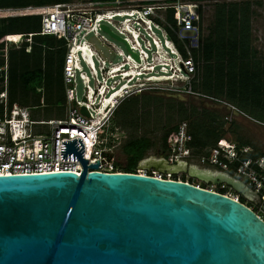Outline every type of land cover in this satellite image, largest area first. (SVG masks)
Segmentation results:
<instances>
[{
  "label": "water",
  "instance_id": "obj_1",
  "mask_svg": "<svg viewBox=\"0 0 264 264\" xmlns=\"http://www.w3.org/2000/svg\"><path fill=\"white\" fill-rule=\"evenodd\" d=\"M101 28L140 60L123 37ZM78 156L80 175H0V264H264V218L240 200L183 180L89 171ZM138 167L259 197L229 173L165 156Z\"/></svg>",
  "mask_w": 264,
  "mask_h": 264
},
{
  "label": "built area",
  "instance_id": "obj_2",
  "mask_svg": "<svg viewBox=\"0 0 264 264\" xmlns=\"http://www.w3.org/2000/svg\"><path fill=\"white\" fill-rule=\"evenodd\" d=\"M129 1L131 0H86L79 6L69 1L49 5L0 7V19L41 15L39 32L7 33L0 44V175L65 171L80 175L84 166L79 153L87 160L89 171H119L116 152L123 143L124 131L115 121V113L125 99L154 84L149 81L152 76H144L155 64L152 54L158 51L156 40L152 38V43L146 37L151 36L152 32L149 31V23L162 26L176 47L174 38L182 44L188 52L187 57L181 55L183 65L192 64V49H199L203 42L201 21L205 0H161L166 2L163 6L156 4L158 0H143L144 3L140 6H122V3ZM169 8L175 10V24L168 21L167 16L164 19L163 15V18L156 15L158 9L164 11V14ZM150 11L153 13L151 16L148 15ZM123 12L126 14H121ZM103 23L123 37L131 51L139 55L140 60L137 61L127 49L128 52H124L119 48H115V52L122 56L121 61L106 60L87 38L94 33L107 42V37L101 33ZM127 30L131 33L135 31L137 35H132ZM35 34L60 35L66 40L67 52L63 65L65 101L58 104L65 109L62 117H38L37 110L48 107L44 84L36 86V92L40 94V102L37 104H23L11 99L10 50L24 46L31 50ZM80 44L99 55H94L95 59L89 62L88 52L86 49H79ZM152 44L155 45L154 49H151ZM177 49L179 50L178 47ZM142 52L146 54V59ZM142 59L152 65L147 64L146 69L136 70L137 73H142L134 75L129 82L131 77H126L125 74L130 71L133 63L137 61L139 64ZM192 69L193 67L185 69V75ZM142 77L145 80H141ZM78 79L82 86L81 98L77 94ZM177 91L180 92L179 89ZM186 92L194 93V90L189 87ZM211 98L228 108L225 115L227 122L232 121L234 113L244 114L226 101ZM83 106L88 114L82 111ZM260 123L264 125V122ZM191 141L189 124L182 120L178 123L175 137L168 143L167 152L163 156L170 163L185 161L188 165L229 173L258 194L264 205V154L254 155L250 144L226 137L219 139L217 144L203 152H196ZM91 164H96L97 167L91 168ZM136 173L183 180L182 173L174 174L155 168L137 166ZM206 187L217 192L224 191V194L240 199L239 193L234 192L226 183H208Z\"/></svg>",
  "mask_w": 264,
  "mask_h": 264
},
{
  "label": "trees",
  "instance_id": "obj_3",
  "mask_svg": "<svg viewBox=\"0 0 264 264\" xmlns=\"http://www.w3.org/2000/svg\"><path fill=\"white\" fill-rule=\"evenodd\" d=\"M69 1L72 0H0V7L49 5ZM252 13L249 0H223L215 3L213 24L209 33L203 38L202 47L192 49L193 59L197 62L199 59L203 61L201 82L194 81L193 88L213 98L226 101L244 114L264 122V56L259 54L252 43L250 24ZM166 15L168 21L175 24V10L169 8ZM40 20L41 15L38 14L0 19V44L3 43L4 35L7 33L39 32ZM174 39L183 56L187 57L182 44ZM66 52L65 38L53 34H35L31 50H27L25 46L11 49V99L23 104H37L40 102V94L36 92V86L44 84L47 108L64 103L63 65ZM140 101L141 96H131L118 107L115 121L122 129L124 126L133 128L138 123ZM60 108L64 109L61 106ZM177 110L180 119L188 121L189 131L192 134L191 145L196 152H203L217 144L228 129L225 128L226 113L223 116L215 109L199 110L195 106L187 108L183 106L182 101L179 102ZM230 122L233 125L236 123L234 119ZM177 126L178 123L163 127L160 140L164 154L167 152L168 143L175 137ZM239 142L250 144L246 139H241ZM153 145V140L145 135L130 136L122 145L126 163L122 166L117 162L118 170L136 173L138 164ZM252 154L260 155L263 152L256 150ZM183 181L192 183L191 180L183 179ZM197 184L199 183L196 182L195 185ZM200 186L207 188L205 185ZM239 200L245 203L244 200ZM245 204L250 207L249 203Z\"/></svg>",
  "mask_w": 264,
  "mask_h": 264
},
{
  "label": "rangeland",
  "instance_id": "obj_4",
  "mask_svg": "<svg viewBox=\"0 0 264 264\" xmlns=\"http://www.w3.org/2000/svg\"><path fill=\"white\" fill-rule=\"evenodd\" d=\"M72 1L77 3V5L79 6V4L82 1H86V0H72ZM221 1L223 0H205L204 4L202 5V9H203L202 21H201L203 25L202 39L209 33L210 26L211 24H213L215 3ZM236 1H240V0H236ZM249 1L251 2V9L253 10V13L250 16L252 43L253 46L259 51V54L264 56V0H249ZM142 3H144L143 0H131L129 2L122 3V6L130 8L134 6H140ZM156 4L163 6L164 4H166V2L158 0ZM163 12L164 11H160V9H158L156 15L159 17H162L163 15L165 19L167 15L166 13L162 14ZM160 24H162V22ZM150 28H151L150 31L154 32L153 35L157 37L159 40H161V38L163 37L162 32H164L163 27L152 25ZM101 33L107 37V42H104L98 35L94 33L89 34L87 38L94 44L95 48L99 52H101L102 56L105 57L106 60L111 59L113 61H121L122 56H120L115 52V48H119L124 50V52H128L126 50L124 43L114 39L111 35H109L107 32H104L103 30H101ZM149 39L150 41H152L151 36L149 37ZM111 45H113V47ZM201 47L202 44L200 48ZM154 48L155 45L152 44L151 49ZM163 48L164 47H161V49L163 50L162 54L157 52L156 53L154 52L152 54L153 63L155 61L154 59L155 57H160L159 59L161 60L164 58L165 61L166 60L167 62L170 61L169 66L171 68V64L177 65V61L182 58L181 55H184L182 52H179L177 50L178 53V55H176L177 58L173 59L169 57L170 55L169 51L168 52L164 51ZM158 50H160V48H158ZM186 54L188 55V52H186ZM202 62H203L202 59H199L198 62L193 59V62L191 64L192 66L188 64L182 66L185 69H190V67H193L194 70L192 69L191 72L189 71L187 75H184L181 72H177L178 78L167 81H156V83L154 82L152 87L149 86L145 90H142L132 95L139 97L141 96V101L139 102L140 104L139 106L141 109L138 110V116H139V118L137 119L138 123L135 124L133 128L130 126L123 127L124 137H123L122 145L132 135H138V136L145 135L151 138L154 142V145L147 151L145 157L163 156L164 153L162 152L160 136L164 126H173L181 122L182 119H180V116L178 115L177 112L178 111L177 108L180 101H182L183 106L187 108H191L192 106H195L199 110L215 109L222 115L223 114L225 115V113H227L228 108H226V106H221L220 105L222 104L221 102L215 101L211 98V96H208L203 92H201V90L199 89L195 90L193 88L194 81L197 83L201 82ZM81 63L83 64V66L86 69V72L88 73V69L86 68L85 63L82 60ZM170 68L168 69L166 68L165 71L160 67H157V69L153 67L151 70L153 71V73L160 74L163 72H171L172 69ZM173 74H176L175 70H173ZM185 76L186 79L183 80V77ZM140 79L145 80L144 77ZM189 87H191L194 90V93L186 92V90H188ZM178 89L180 90V92L177 91ZM77 90H78L77 94L79 98H81L82 86L79 79L77 80ZM64 111L65 109L62 110L60 108V105L59 106L57 105L56 107L53 108H44L43 110L38 109L37 115L39 118L62 117ZM243 120L244 122L240 121L237 122V124L235 123L234 125L232 122L226 121L225 128L228 129L226 130L223 137L237 141L241 139L249 140L250 145L252 146L254 152L256 150H259L264 154V125L256 121H252L246 117H244ZM122 145L120 146V148L118 147L117 149L116 159L117 162H119L122 166H124L126 163V155L123 152ZM196 181L203 185V183L200 182V180L197 179ZM233 191L235 192V190ZM243 200L248 201L245 198H243ZM248 202L251 201L249 200ZM256 210L257 213L264 218V211L262 207L261 206L259 208L257 207Z\"/></svg>",
  "mask_w": 264,
  "mask_h": 264
},
{
  "label": "bare ground",
  "instance_id": "obj_5",
  "mask_svg": "<svg viewBox=\"0 0 264 264\" xmlns=\"http://www.w3.org/2000/svg\"><path fill=\"white\" fill-rule=\"evenodd\" d=\"M121 14H126V12H123V13H121ZM110 17V16H109ZM125 23H130V22H125ZM146 24H148V23H146ZM126 30V29H125ZM147 30H149V28H147ZM128 31V33H131L129 30H127ZM150 31V30H149ZM152 33V32H151ZM132 35L133 34H135V35H137L136 34V32L135 31H133L132 33H131ZM152 36H153V38L156 40V43H155V45L157 46V48H160V50H158L157 51V53H163L162 51V49H161V44H160V41H159V39L157 38V37H155L154 35H153V33H152ZM132 38H133V40H134V36H132ZM167 47L168 48H170L171 49V53H174V54H176L177 52H176V50H174V47L172 46V44L170 43V42H167ZM78 45V44H77ZM77 45L75 46V49L77 48ZM171 47H170V46ZM79 49H83V50H85L86 49V51L88 52V54H87V56H88V61L90 62L91 60H92V55L94 54V52H93V50H91V49H87L86 48V46L85 45H83V44H80V47H79ZM164 49V48H163ZM164 51H166L165 49H164ZM142 55H143V57H144V59H146L147 57H146V54H144L143 52H142ZM140 58V57H139ZM160 57H155L154 59H155V61H154V63H155V65L156 64H163V65H165V66H167V65H169L170 64V61H168L167 62V60L165 61L164 60V58L161 60V59H159ZM162 58V57H161ZM138 61V60H137ZM137 61H136V63H133L132 64V67L130 68V71L129 72H127L126 74H125V76L126 77H131L130 79H129V82H131L132 81V77L134 76V75H136V74H140V73H142V72H136V70H144V69H146V65L147 64H149V65H152V64H150V63H147L148 61H144L143 59H142V62L141 63H137ZM159 61V62H158ZM162 61V62H161ZM92 62V61H91ZM172 62V61H171ZM177 62H181V59H179ZM144 65V66H143ZM172 65V64H171ZM178 65V64H177ZM177 65H172V70H175V73L176 74H173L172 76H169V77H167V76H165V77H158V76H154V77H152V79H155V80H158V81H163V80H171V79H175V78H178L177 76V72L179 71V69L180 68H182V65L181 64H179L178 66ZM147 68H150L149 66L147 67ZM169 68H170V66H169ZM117 70H119V68L118 69H115L114 70V72H116ZM163 70H165L166 71V69L164 68ZM182 79V78H181ZM184 79H186L185 77H183V80Z\"/></svg>",
  "mask_w": 264,
  "mask_h": 264
},
{
  "label": "clouds",
  "instance_id": "obj_6",
  "mask_svg": "<svg viewBox=\"0 0 264 264\" xmlns=\"http://www.w3.org/2000/svg\"><path fill=\"white\" fill-rule=\"evenodd\" d=\"M153 13L150 11L149 12V14L148 15H152ZM105 24V23H104ZM150 24V26H152L153 24L152 23H149ZM152 33H154V32H152ZM152 33H151V37L153 38V36H152ZM162 38H161V40H159L160 41V44H161V46L162 47H164V49L168 52L169 51V53H170V55H169V57L170 58H173V59H176L177 57H176V55H178V53H176V54H174V53H171L170 51H171V49L170 48H168L167 47V42H170L171 44H172V46L174 47V50H176V52H177V47H176V44H175V42H173V39L172 38H170L167 34H165V32H162ZM146 37L147 38H149L150 36H147L146 35ZM170 46V45H169ZM171 47V46H170ZM176 48V49H175ZM92 50V49H91ZM179 52H180V50H178ZM94 55H99V54H95V52H94V54L92 55V60H94L95 59V56ZM177 64L179 65V64H181L182 66H183V63H182V60H181V62H177ZM177 65V66H178ZM153 67H155L156 69H157V67H160L161 69H168L169 68V65H167V66H165V65H163V64H154L153 65ZM152 67V68H153ZM171 67H172V65H171ZM151 68V69H152ZM151 69H149V72L147 73V74H145L144 76H152V77H154V76H158V77H162V76H167V77H169V76H172L173 75V70H171V72H163V73H160V74H158V73H153V71L151 70ZM170 69H172V68H170ZM178 72H181L182 74H184L185 75V68H180L179 69V71ZM170 80V79H169ZM149 81H151V82H155L156 83V81H158V80H155V79H149ZM163 81H167V80H163Z\"/></svg>",
  "mask_w": 264,
  "mask_h": 264
},
{
  "label": "flooded vegetation",
  "instance_id": "obj_7",
  "mask_svg": "<svg viewBox=\"0 0 264 264\" xmlns=\"http://www.w3.org/2000/svg\"><path fill=\"white\" fill-rule=\"evenodd\" d=\"M165 155V154H164ZM181 177L183 178V179H185V180H191V182L193 183V182H197L196 180V178H193V177H191V176H189L188 175V173L187 172H184V173H182V175H181ZM196 179V180H195ZM200 182H202L203 183V185H205V186H208V183H206V182H203V181H200ZM199 183V182H198ZM200 184V183H199ZM200 185H202V184H200ZM238 193V192H237ZM239 195H240V199L241 200H243V198H245V199H247L246 197H244L241 193H239ZM248 201H249V199H247ZM248 201H246L245 200V203H249L250 204V207L252 208V209H254V210H256V208L258 207H260L261 205L263 206V201H262V199H261V197L259 196L258 198H256L255 200H250L251 202H248ZM262 209H263V207H262ZM256 212H257V210H256Z\"/></svg>",
  "mask_w": 264,
  "mask_h": 264
},
{
  "label": "crops",
  "instance_id": "obj_8",
  "mask_svg": "<svg viewBox=\"0 0 264 264\" xmlns=\"http://www.w3.org/2000/svg\"><path fill=\"white\" fill-rule=\"evenodd\" d=\"M227 112H228V110H227ZM244 117H246V118H248V119H250V120H252V121H256V122H258V123H260L261 121H257V120H255L254 118H252V117H250V116H248V115H246V114H241V113H234L233 114V119L235 120V122L237 123V122H244V120H243V118Z\"/></svg>",
  "mask_w": 264,
  "mask_h": 264
}]
</instances>
